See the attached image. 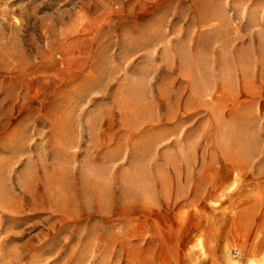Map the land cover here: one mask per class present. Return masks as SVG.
<instances>
[{
    "label": "rangeland",
    "instance_id": "obj_1",
    "mask_svg": "<svg viewBox=\"0 0 264 264\" xmlns=\"http://www.w3.org/2000/svg\"><path fill=\"white\" fill-rule=\"evenodd\" d=\"M251 261L264 0H0V264Z\"/></svg>",
    "mask_w": 264,
    "mask_h": 264
},
{
    "label": "bare ground",
    "instance_id": "obj_2",
    "mask_svg": "<svg viewBox=\"0 0 264 264\" xmlns=\"http://www.w3.org/2000/svg\"><path fill=\"white\" fill-rule=\"evenodd\" d=\"M239 258V257H238ZM254 262L253 261H251V264H253ZM256 263V262H255Z\"/></svg>",
    "mask_w": 264,
    "mask_h": 264
}]
</instances>
